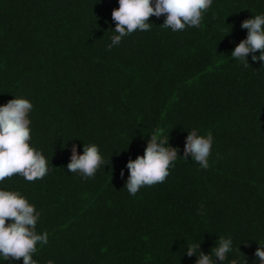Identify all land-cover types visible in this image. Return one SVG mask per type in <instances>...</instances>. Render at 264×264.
I'll use <instances>...</instances> for the list:
<instances>
[{
    "label": "trees",
    "instance_id": "trees-1",
    "mask_svg": "<svg viewBox=\"0 0 264 264\" xmlns=\"http://www.w3.org/2000/svg\"><path fill=\"white\" fill-rule=\"evenodd\" d=\"M118 7V0H0V105L19 97L33 104L29 144L51 168L32 182L19 174L0 181V190L19 191L41 213L36 230L48 243H38L33 258L195 264L189 245L211 254L224 237L233 243L223 264H259L264 61L250 54L245 68L231 52L247 37L241 23L264 14V0H213L200 27L183 31L152 16L149 31L109 50ZM193 129L214 137L207 170L183 158ZM157 130L181 157L165 182L131 196L127 162L144 155ZM93 143L110 163L87 180L68 172L73 144L83 154ZM0 264L23 260L0 256Z\"/></svg>",
    "mask_w": 264,
    "mask_h": 264
},
{
    "label": "clouds",
    "instance_id": "clouds-1",
    "mask_svg": "<svg viewBox=\"0 0 264 264\" xmlns=\"http://www.w3.org/2000/svg\"><path fill=\"white\" fill-rule=\"evenodd\" d=\"M119 7L112 10L115 33L108 49L119 45L122 38L139 31H149L152 23L150 17L164 16L161 27L173 32L183 31L186 27H200L203 15L210 9L213 0H118ZM241 28L247 30V37L242 39L232 50L231 57L249 67L248 56L252 61H264V14L245 19ZM259 52V55L256 53ZM33 104L23 97L9 100L0 105V181L19 174L27 181L42 179L51 168L41 151L30 147L31 140L29 114ZM214 137L211 132L199 135L196 129L186 136L183 158L199 164L200 168H209V158ZM179 149L169 145V136H163L159 130L150 135L143 156L129 159V175L124 185L131 196H135L144 186H154L166 181L170 167L175 166ZM96 144H84L83 154L77 146L71 148L70 162L67 170L80 175L85 180L95 177L97 171L106 166ZM52 167H54L52 165ZM124 176L123 170L120 173ZM203 209V205H201ZM199 214H203L201 211ZM41 213L19 191L0 190V256L4 261L20 260L23 264H38L33 258L37 244L48 243V233H37L36 226ZM218 245L211 249V254L200 250V243L187 247V256H197L195 264H216L217 259L223 264L228 253L232 251L231 238H218ZM213 255L215 260H213ZM259 264H264V246L259 245L255 251ZM47 264H54L48 260ZM230 264H238L236 259ZM246 264V260L244 261Z\"/></svg>",
    "mask_w": 264,
    "mask_h": 264
}]
</instances>
